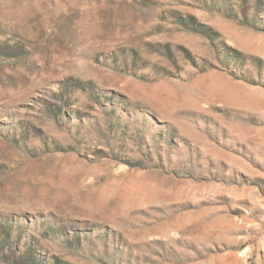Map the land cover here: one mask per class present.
Wrapping results in <instances>:
<instances>
[{
    "label": "rangeland",
    "instance_id": "1",
    "mask_svg": "<svg viewBox=\"0 0 264 264\" xmlns=\"http://www.w3.org/2000/svg\"><path fill=\"white\" fill-rule=\"evenodd\" d=\"M0 264H264V0H0Z\"/></svg>",
    "mask_w": 264,
    "mask_h": 264
},
{
    "label": "trees",
    "instance_id": "2",
    "mask_svg": "<svg viewBox=\"0 0 264 264\" xmlns=\"http://www.w3.org/2000/svg\"><path fill=\"white\" fill-rule=\"evenodd\" d=\"M230 17H234V16H230ZM198 33H201V35H204V36L207 37V38L210 37L209 34H205V33H203V32H198ZM209 39H210V38H209Z\"/></svg>",
    "mask_w": 264,
    "mask_h": 264
},
{
    "label": "bare ground",
    "instance_id": "3",
    "mask_svg": "<svg viewBox=\"0 0 264 264\" xmlns=\"http://www.w3.org/2000/svg\"><path fill=\"white\" fill-rule=\"evenodd\" d=\"M145 191H146V190H145ZM148 191H149V190H148ZM150 196H151V195H150ZM219 219H220V218H219ZM207 222H208V221H207ZM204 229H205V228H204ZM160 231H162V230H160ZM187 231H188V230H187ZM180 232H181V231H180ZM180 232H179V233H180ZM174 233H175V232H174ZM189 234H190V233H189ZM228 234H229V233H228ZM251 248H252V247H251ZM248 252H249V251H248ZM241 256H242V255H241Z\"/></svg>",
    "mask_w": 264,
    "mask_h": 264
}]
</instances>
